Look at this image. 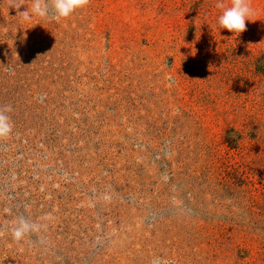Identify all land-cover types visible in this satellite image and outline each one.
Listing matches in <instances>:
<instances>
[{"label":"rangeland","instance_id":"obj_1","mask_svg":"<svg viewBox=\"0 0 264 264\" xmlns=\"http://www.w3.org/2000/svg\"><path fill=\"white\" fill-rule=\"evenodd\" d=\"M216 3L0 0V264H264V0Z\"/></svg>","mask_w":264,"mask_h":264},{"label":"clouds","instance_id":"obj_2","mask_svg":"<svg viewBox=\"0 0 264 264\" xmlns=\"http://www.w3.org/2000/svg\"><path fill=\"white\" fill-rule=\"evenodd\" d=\"M89 3L90 0H32L31 13L34 15H47L48 8L51 7L55 12L53 18L60 21L69 18L76 11L86 8ZM22 4L23 0H14L13 7L17 8L15 5ZM42 4L43 7H41ZM216 7L222 10L217 17L218 27L226 29L237 37L246 31L245 22L250 21V17L254 14L251 0H230L228 6H226L225 0H217ZM20 15L25 19H30L28 9ZM209 67L211 69V65ZM11 111V106L0 108V139L8 137L13 131L10 116L6 114ZM28 227L29 225L22 221L15 230L13 238L19 241Z\"/></svg>","mask_w":264,"mask_h":264}]
</instances>
